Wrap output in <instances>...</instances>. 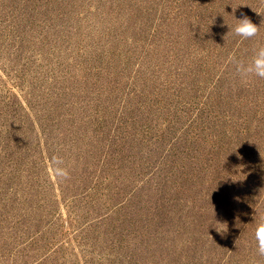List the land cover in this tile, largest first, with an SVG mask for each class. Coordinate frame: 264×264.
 I'll use <instances>...</instances> for the list:
<instances>
[{"label":"rangeland","instance_id":"1","mask_svg":"<svg viewBox=\"0 0 264 264\" xmlns=\"http://www.w3.org/2000/svg\"><path fill=\"white\" fill-rule=\"evenodd\" d=\"M259 46L264 0H0V264H264Z\"/></svg>","mask_w":264,"mask_h":264},{"label":"clouds","instance_id":"2","mask_svg":"<svg viewBox=\"0 0 264 264\" xmlns=\"http://www.w3.org/2000/svg\"><path fill=\"white\" fill-rule=\"evenodd\" d=\"M235 19L238 22L231 27V31L234 34L242 39H248L257 35L259 25L253 23L247 16ZM235 63L236 70L242 78L255 76L264 79V46L257 47L253 51V54L248 62L245 63L235 61ZM255 240L257 253L260 256H264V219H261V221L257 224L255 230Z\"/></svg>","mask_w":264,"mask_h":264}]
</instances>
